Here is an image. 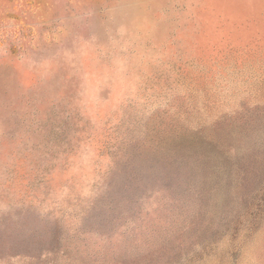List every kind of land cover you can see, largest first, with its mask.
Listing matches in <instances>:
<instances>
[{
  "label": "rangeland",
  "instance_id": "rangeland-1",
  "mask_svg": "<svg viewBox=\"0 0 264 264\" xmlns=\"http://www.w3.org/2000/svg\"><path fill=\"white\" fill-rule=\"evenodd\" d=\"M0 264H264V0H0Z\"/></svg>",
  "mask_w": 264,
  "mask_h": 264
}]
</instances>
